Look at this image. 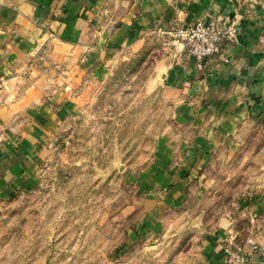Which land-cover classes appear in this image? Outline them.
<instances>
[{
	"label": "crops",
	"instance_id": "1",
	"mask_svg": "<svg viewBox=\"0 0 264 264\" xmlns=\"http://www.w3.org/2000/svg\"><path fill=\"white\" fill-rule=\"evenodd\" d=\"M233 13L241 19L237 37L218 53L199 63L172 45L155 66L153 81L178 128L161 135L152 160L134 176L153 190L142 209L149 228L202 186L192 176L239 123L264 129V0H0V200L37 185L47 138L84 78L107 77L114 62L140 52L157 29L219 25ZM40 61L49 76L32 66ZM229 204L196 264H223L220 248L229 233L244 247L264 245V185Z\"/></svg>",
	"mask_w": 264,
	"mask_h": 264
},
{
	"label": "rangeland",
	"instance_id": "2",
	"mask_svg": "<svg viewBox=\"0 0 264 264\" xmlns=\"http://www.w3.org/2000/svg\"><path fill=\"white\" fill-rule=\"evenodd\" d=\"M169 39L153 33L107 77L84 78L72 93L77 100L47 138L37 185L0 200V264H196L229 202L264 185V129L239 123L192 176L202 186L161 212L156 228L143 223L153 190L134 176L161 135L178 128L153 81ZM32 66L50 75L42 61Z\"/></svg>",
	"mask_w": 264,
	"mask_h": 264
},
{
	"label": "built area",
	"instance_id": "3",
	"mask_svg": "<svg viewBox=\"0 0 264 264\" xmlns=\"http://www.w3.org/2000/svg\"><path fill=\"white\" fill-rule=\"evenodd\" d=\"M240 17L233 13L218 25L216 21H196L192 24L178 25L173 29L157 33L170 37L168 44L181 45L188 56L199 62L221 50L226 42L235 41ZM223 264H264V245L248 241V247L236 242L234 234H227L220 248Z\"/></svg>",
	"mask_w": 264,
	"mask_h": 264
}]
</instances>
